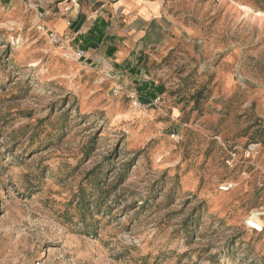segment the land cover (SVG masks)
Returning a JSON list of instances; mask_svg holds the SVG:
<instances>
[{"label": "rangeland", "instance_id": "374dc122", "mask_svg": "<svg viewBox=\"0 0 264 264\" xmlns=\"http://www.w3.org/2000/svg\"><path fill=\"white\" fill-rule=\"evenodd\" d=\"M164 1L118 74L0 0V264H264V0Z\"/></svg>", "mask_w": 264, "mask_h": 264}, {"label": "crops", "instance_id": "0c3cea01", "mask_svg": "<svg viewBox=\"0 0 264 264\" xmlns=\"http://www.w3.org/2000/svg\"><path fill=\"white\" fill-rule=\"evenodd\" d=\"M11 14L34 12V24L68 40L59 48L85 51L84 62L104 71L132 74L150 48L168 42L164 0H4ZM43 12L42 17H39Z\"/></svg>", "mask_w": 264, "mask_h": 264}, {"label": "built area", "instance_id": "2783aa9c", "mask_svg": "<svg viewBox=\"0 0 264 264\" xmlns=\"http://www.w3.org/2000/svg\"><path fill=\"white\" fill-rule=\"evenodd\" d=\"M43 12H40L39 17H42ZM37 28L44 32V34L51 40L52 43L57 44L58 46H62L67 40L66 35H59L58 33L54 32L53 30L47 28L45 24H43L41 21L36 23ZM67 49V48H63ZM69 50V53H73L74 57H77L78 59H84L85 58V51L81 48L78 49H67ZM135 104L137 106H141L142 103L139 101L138 98H135ZM235 156V154H233ZM230 165L234 166L235 162L234 160L230 161ZM234 187V184L232 182H224L221 185V189L224 191H229ZM247 225L250 229H252L255 232H262L264 230V223H262L256 216H252L250 219L247 220Z\"/></svg>", "mask_w": 264, "mask_h": 264}, {"label": "trees", "instance_id": "16d2710c", "mask_svg": "<svg viewBox=\"0 0 264 264\" xmlns=\"http://www.w3.org/2000/svg\"><path fill=\"white\" fill-rule=\"evenodd\" d=\"M161 89V88H160ZM154 91V90H153ZM152 90L149 92V94L147 93L146 95H148L146 98H143L144 102H147L148 99H151L152 97L156 96V92H153Z\"/></svg>", "mask_w": 264, "mask_h": 264}]
</instances>
